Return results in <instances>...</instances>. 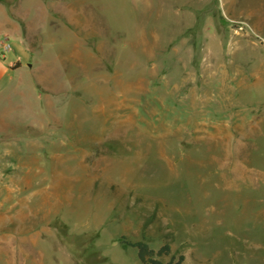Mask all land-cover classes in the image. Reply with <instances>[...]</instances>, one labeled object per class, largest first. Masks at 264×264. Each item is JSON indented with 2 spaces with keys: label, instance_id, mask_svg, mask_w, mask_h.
I'll use <instances>...</instances> for the list:
<instances>
[{
  "label": "rangeland",
  "instance_id": "374dc122",
  "mask_svg": "<svg viewBox=\"0 0 264 264\" xmlns=\"http://www.w3.org/2000/svg\"><path fill=\"white\" fill-rule=\"evenodd\" d=\"M0 23L23 66L0 93V264H147L123 243L143 234L264 264V0H5Z\"/></svg>",
  "mask_w": 264,
  "mask_h": 264
},
{
  "label": "trees",
  "instance_id": "16d2710c",
  "mask_svg": "<svg viewBox=\"0 0 264 264\" xmlns=\"http://www.w3.org/2000/svg\"><path fill=\"white\" fill-rule=\"evenodd\" d=\"M5 0H0L3 2ZM152 223V219H148L144 228L146 229L149 224ZM123 243L127 246L134 247L138 250V257L143 263L147 264H184L185 257L182 254L173 255L171 251V246L169 244H165L158 251L151 248L149 245V239H147L146 235L143 234V239L140 241H131L125 239L124 237ZM164 256H171L169 261H165L163 259Z\"/></svg>",
  "mask_w": 264,
  "mask_h": 264
},
{
  "label": "crops",
  "instance_id": "0c3cea01",
  "mask_svg": "<svg viewBox=\"0 0 264 264\" xmlns=\"http://www.w3.org/2000/svg\"><path fill=\"white\" fill-rule=\"evenodd\" d=\"M63 9H68L66 7H64ZM70 10V9H68ZM76 21V18L74 19ZM2 26H1V23H0V43L2 41ZM11 37H14V38H17V37H20L19 34H16L15 32H11V34H9ZM1 44H0V93L3 92L4 89H8L11 87V82L14 78V74H17L18 72L22 71L23 69V66L22 64L19 62L17 65H16V62H7L6 61V57H7V54L10 50V48L4 53H2L1 51ZM14 61V58L13 60ZM13 68V69H11ZM4 81H7L8 83V86L4 87L3 86V82ZM10 84V85H9Z\"/></svg>",
  "mask_w": 264,
  "mask_h": 264
},
{
  "label": "built area",
  "instance_id": "2783aa9c",
  "mask_svg": "<svg viewBox=\"0 0 264 264\" xmlns=\"http://www.w3.org/2000/svg\"><path fill=\"white\" fill-rule=\"evenodd\" d=\"M9 48H10V45L7 44V45L4 47V50L7 51Z\"/></svg>",
  "mask_w": 264,
  "mask_h": 264
}]
</instances>
